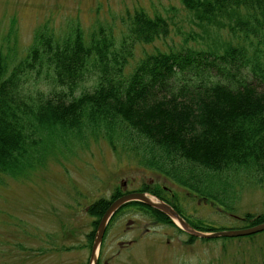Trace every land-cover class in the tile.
<instances>
[{
	"label": "trees",
	"instance_id": "trees-1",
	"mask_svg": "<svg viewBox=\"0 0 264 264\" xmlns=\"http://www.w3.org/2000/svg\"><path fill=\"white\" fill-rule=\"evenodd\" d=\"M182 1L205 25L222 24L221 19L228 17L237 40L226 44L222 53L183 48L147 54L129 75L123 70L130 52L111 65L110 54L116 55L109 49L111 42L96 40L90 46L80 33L60 43L39 32L27 59L12 68L0 51V184L5 176L25 175L42 162L54 140L101 134L114 149L128 148L146 166L186 188L189 196L230 214L236 213L246 183L264 185V0ZM169 26L161 15L137 11L128 37L132 43H150L168 35ZM91 62L100 71L98 83L76 95ZM42 64H48L58 88L47 97H27L22 75ZM131 191L150 192L165 200L198 230H221L192 220L165 184ZM127 192L117 188L110 198L89 204L87 212L94 221L87 234L88 247L92 248L106 209ZM128 209L183 231L163 212L134 201L113 216L103 244L113 222ZM236 217L242 223L239 228L264 222V212L247 211ZM189 236L191 241L198 238ZM259 237L264 240V231L203 239ZM258 248L264 251V243Z\"/></svg>",
	"mask_w": 264,
	"mask_h": 264
},
{
	"label": "rangeland",
	"instance_id": "rangeland-1",
	"mask_svg": "<svg viewBox=\"0 0 264 264\" xmlns=\"http://www.w3.org/2000/svg\"><path fill=\"white\" fill-rule=\"evenodd\" d=\"M142 10L167 18L169 34L150 43H132L128 37L132 21ZM221 20L222 24H203L182 0H0V51L12 68L27 59L39 32L60 43L80 33L90 46L96 40L111 42L109 49L116 53L110 54L111 65L130 52L123 70L129 75L147 54L183 48L222 53L237 38L228 26L230 19ZM250 54H254L252 47ZM89 66L76 95L98 83L99 69L93 62ZM36 67L22 75L26 96L33 99L47 97L58 88L48 64ZM57 140L42 162L25 175L5 176L0 184V264L88 262L87 234L94 218L87 207L101 197L110 198L117 188L131 191L151 183L165 184L178 195L177 203L192 220L218 229L239 228L242 223L236 216L244 212H264V185L246 183L236 213L230 214L189 196L186 188L146 166L128 148L114 149L101 134ZM125 211L107 233L101 264H264V251L258 248L263 237L191 241L171 224Z\"/></svg>",
	"mask_w": 264,
	"mask_h": 264
},
{
	"label": "water",
	"instance_id": "water-1",
	"mask_svg": "<svg viewBox=\"0 0 264 264\" xmlns=\"http://www.w3.org/2000/svg\"><path fill=\"white\" fill-rule=\"evenodd\" d=\"M142 202L166 214L171 220L185 233L198 238H219V237H238L255 234L264 231V222L255 226L236 229H221L215 231H201L193 227L177 209L159 198L158 196L145 191H130L114 199L99 220L88 264H99L100 252L107 227L113 216L124 205L130 202Z\"/></svg>",
	"mask_w": 264,
	"mask_h": 264
},
{
	"label": "flooded vegetation",
	"instance_id": "flooded-vegetation-1",
	"mask_svg": "<svg viewBox=\"0 0 264 264\" xmlns=\"http://www.w3.org/2000/svg\"><path fill=\"white\" fill-rule=\"evenodd\" d=\"M151 184H152V183H151ZM106 263H107V261H106ZM106 263H105V264H106Z\"/></svg>",
	"mask_w": 264,
	"mask_h": 264
}]
</instances>
